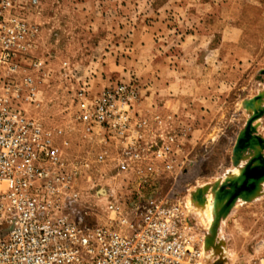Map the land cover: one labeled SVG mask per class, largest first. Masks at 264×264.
I'll list each match as a JSON object with an SVG mask.
<instances>
[{"label": "rangeland", "instance_id": "obj_1", "mask_svg": "<svg viewBox=\"0 0 264 264\" xmlns=\"http://www.w3.org/2000/svg\"><path fill=\"white\" fill-rule=\"evenodd\" d=\"M26 15L40 25L35 55L52 70L37 116L69 142L86 222L106 224L110 200L126 209L144 194L138 169L145 163L121 174L114 162L97 164L103 147L82 138L76 95L133 82L142 148L170 151L173 169L159 187L179 194L205 243L211 234L191 203L200 207V191L208 198L247 164V156L235 162L234 149L254 109L264 108V0H44L38 15ZM259 96L262 101L248 107ZM254 125L264 138V116ZM110 155L118 156L116 146ZM214 228L224 250H208L204 264L264 258V184L255 199L239 201L219 223L215 218Z\"/></svg>", "mask_w": 264, "mask_h": 264}, {"label": "built area", "instance_id": "obj_2", "mask_svg": "<svg viewBox=\"0 0 264 264\" xmlns=\"http://www.w3.org/2000/svg\"><path fill=\"white\" fill-rule=\"evenodd\" d=\"M43 3L0 0V264H204V238L188 206L175 190L159 187L173 169L170 151L163 145L144 150L136 133L142 125L133 82L76 95L82 138L103 147L97 164L114 162L121 174L145 163L138 169L144 194L126 209L110 200L106 224L86 222L69 142L37 116L52 70L35 55L40 25L26 13L38 15ZM114 146L118 156L111 159ZM244 264H264V258Z\"/></svg>", "mask_w": 264, "mask_h": 264}, {"label": "water", "instance_id": "obj_3", "mask_svg": "<svg viewBox=\"0 0 264 264\" xmlns=\"http://www.w3.org/2000/svg\"><path fill=\"white\" fill-rule=\"evenodd\" d=\"M262 99V96L257 97L248 103V107L254 108L255 103L261 102ZM254 111L246 128L240 133L234 149L236 163L249 157L248 162L239 177L228 179L216 193V200L225 201L217 213V223L227 217L239 201L250 202L255 199L264 184V138L258 135L254 125L256 120L264 116V108H255ZM201 194L203 195V191L197 194V200ZM208 242L209 238L206 240V246Z\"/></svg>", "mask_w": 264, "mask_h": 264}, {"label": "bare ground", "instance_id": "obj_4", "mask_svg": "<svg viewBox=\"0 0 264 264\" xmlns=\"http://www.w3.org/2000/svg\"><path fill=\"white\" fill-rule=\"evenodd\" d=\"M242 164V163H241ZM240 164V165H241ZM242 166V165H241ZM243 167V166H242ZM236 170V168H235ZM243 168H240L239 170H236L235 174L237 173L236 177H239L242 173ZM234 173V172H233ZM233 174V175H235ZM227 179V178H226ZM214 186V185H213ZM207 187V186H206ZM211 187V186H210ZM205 188V187H204ZM211 189V188H210ZM207 190V189H206ZM218 190V189H217ZM205 192V191H204ZM204 192L203 195L201 194L198 197V201H199V206L200 207H195L191 202V211L196 212L199 216V219L201 220V222L208 228L207 230H209V234H211V237H209V242L207 244V246L205 245V256H207V252L208 250H214V251H218L220 248H222L223 246L221 244H219L217 242V238H216V232H215V215H217V213L220 211L221 207L225 204V201H220V200H216V193L218 191H215L211 193V191L208 193V198L204 197ZM206 193V192H205ZM215 194V196H214ZM219 232V231H218ZM218 236V235H217ZM219 240V239H218ZM206 244V242H205ZM222 250H224V247L222 248ZM211 252V251H210ZM221 252V251H220ZM228 252V251H227ZM214 253V252H213ZM218 253V252H217ZM226 253V252H225ZM209 255V254H208ZM221 256V255H220ZM213 257V256H212ZM206 258V257H205ZM211 258V257H209ZM212 259V258H211ZM209 260V259H208Z\"/></svg>", "mask_w": 264, "mask_h": 264}, {"label": "crops", "instance_id": "obj_5", "mask_svg": "<svg viewBox=\"0 0 264 264\" xmlns=\"http://www.w3.org/2000/svg\"><path fill=\"white\" fill-rule=\"evenodd\" d=\"M263 188V187H262Z\"/></svg>", "mask_w": 264, "mask_h": 264}]
</instances>
